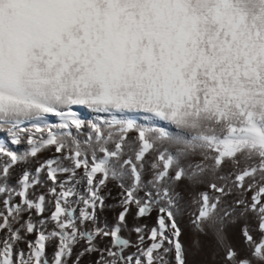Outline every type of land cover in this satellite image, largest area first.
Masks as SVG:
<instances>
[{
	"label": "snow or ice",
	"instance_id": "6c2138e0",
	"mask_svg": "<svg viewBox=\"0 0 264 264\" xmlns=\"http://www.w3.org/2000/svg\"><path fill=\"white\" fill-rule=\"evenodd\" d=\"M182 184L191 248L264 264V0H0V264H186Z\"/></svg>",
	"mask_w": 264,
	"mask_h": 264
},
{
	"label": "rangeland",
	"instance_id": "374dc122",
	"mask_svg": "<svg viewBox=\"0 0 264 264\" xmlns=\"http://www.w3.org/2000/svg\"><path fill=\"white\" fill-rule=\"evenodd\" d=\"M229 170H230L229 168L225 169V171H229ZM19 171L20 170L17 169V172H19ZM217 183H221V181H217ZM110 186H112V188L115 189L114 193H111L109 195L110 198L116 197L115 199L118 200L120 198L119 197L120 189L116 186V182L109 181L107 187L109 188ZM180 187L185 189V191H187V193H191L193 195V198H192L193 202H192V204H190V207H189L190 210L189 211H182V213H180L178 215V217H177L179 227L182 230V233L184 234L185 231L183 230V228L181 226L184 225L185 227L193 228V226L191 224V220H192L193 215L196 213V211L198 209V204L195 201L199 198L198 195H197L199 189L187 187L186 184H182ZM250 194L251 193H249L247 195L250 196ZM240 195H243V194H240ZM227 199H230V202H231L234 198L233 197H231V198L229 197ZM225 205H226L225 203H222L221 207H224ZM118 211H119L118 203L114 202L113 204L109 205V207L106 208L103 213L100 214L101 221L102 222L106 221L107 223L110 224V222H113V220L115 218V215H116V212H118ZM156 215H157L156 211H153V213H152V215L150 217H146L143 220H139V221H134L132 219V217L129 216L128 217V223H129L130 226L133 225L134 223L135 224L146 225L147 226L146 231H147L151 227L155 226ZM240 218L241 217L236 215L231 220L225 221V223L223 224V231H224L225 237H227L229 235L228 238H225V241H224L225 246L231 245L236 250L237 253H238L237 245H234L232 242H235L234 240H239L240 244L242 243V245H244L243 237H242L240 231L236 230V229H238V227L241 226V225H239L240 223H238ZM252 222L254 223V221H252ZM124 235L126 237H129L130 239L135 240V235L132 234V233H129V232L125 231ZM181 239H182V241L184 240L183 238H181ZM258 239H259V235L257 236V240ZM183 243L185 245L186 250H188L187 249L188 248V244H186V241H183ZM243 250L245 251V249H243ZM76 251H80V246H78ZM188 253L189 252L187 251L186 252V264H188V263L189 264H224V261H223L224 249L217 248L215 243H214V241H212L211 237L204 238V247H203L202 251L200 250V253H199L200 257L196 258V256H193V255L190 256V254L188 255ZM246 253L247 254L243 255V257L248 255L249 249L247 250ZM93 260H94L93 256L85 255L84 257L81 258V264H92ZM173 264H174V261H173Z\"/></svg>",
	"mask_w": 264,
	"mask_h": 264
},
{
	"label": "bare ground",
	"instance_id": "6f19581e",
	"mask_svg": "<svg viewBox=\"0 0 264 264\" xmlns=\"http://www.w3.org/2000/svg\"><path fill=\"white\" fill-rule=\"evenodd\" d=\"M78 111H79V113H80V115H81V117L83 118V119H85L86 121H93L94 119H95V116H94V114H92V113H90V112H88L87 110H85V109H83V108H81V109H78ZM30 126V125H29ZM85 131H87V130H85ZM132 136H134L135 135V133H132L131 134ZM10 147H13V149L14 150H16V151H18V152H20V153H22V151L24 150V148H26V144H22V145H20L19 147H16V146H11V145H9ZM51 155V153H49V152H44L42 155H41V159H45V158H47V157H49ZM29 167H34V165H28ZM18 170H20L19 168H17ZM114 191H115V189L114 188H112V186H110L109 188L108 187H106L105 189H104V195H105V197H106V204L109 206V205H111V204H113L114 202H116V203H118V200L117 199H115L116 197H113V198H110V194L111 193H114ZM179 191L181 192V194H182V201H181V205H182V209H183V211H189L190 210V204H192V202H193V195L191 194V193H187V191H185V189H183L182 187H180L179 188ZM210 195H212L211 193H209ZM251 195V194H250ZM110 198V199H109ZM229 198V197H228ZM231 198V197H230ZM234 198V197H233ZM224 203L225 204H228V203H230V199H226L225 201H224ZM193 207V206H192ZM253 221V219L251 218V217H249V218H247V219H245V218H240L239 219V222L238 223H240L239 225H241L240 227H238V229H236V230H239L240 231V233H241V228H242V226L243 225H245L246 223L249 225V230H250V232H251V234L253 235V237H254V239H257V236H258V233L254 230V223L252 222ZM112 222H110V224H111ZM253 224V225H252ZM183 225V224H182ZM182 228H183V230L185 231V233L182 235V237L181 238H183L184 240L183 241H186V244H188V255L190 254V256H196V258L197 257H200L199 255V253H200V250H197V249H193V248H191L190 247V238H191V234H192V231H193V228H189V227H185L184 225L183 226H181ZM237 232V231H236ZM238 233V232H237ZM229 236V235H228ZM228 236L227 237H225V238H228ZM235 237V236H234ZM233 237V238H234ZM238 237V236H237ZM232 238V239H233ZM204 239V238H203ZM235 239V238H234ZM233 239V240H234ZM235 242H232L234 245H237V251H238V254H239V256L240 257H243V255H246L247 253V250H248V248L245 246V244L244 245H242V243L240 244V241L239 240H234ZM210 242V241H209ZM231 243V242H230ZM209 247V246H208ZM245 247V248H244ZM243 249H245V251L243 250ZM247 249V250H246ZM202 251V250H201ZM206 251V250H205ZM205 253V252H204ZM209 256V255H208ZM189 264V263H188Z\"/></svg>",
	"mask_w": 264,
	"mask_h": 264
}]
</instances>
